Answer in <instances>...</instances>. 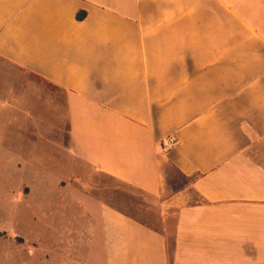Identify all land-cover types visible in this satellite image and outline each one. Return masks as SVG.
I'll return each mask as SVG.
<instances>
[{
  "label": "crops",
  "instance_id": "crops-1",
  "mask_svg": "<svg viewBox=\"0 0 264 264\" xmlns=\"http://www.w3.org/2000/svg\"><path fill=\"white\" fill-rule=\"evenodd\" d=\"M0 59L62 93L66 120L22 134L25 167L57 172L23 235L1 234L0 264H264V0H0ZM80 165L137 191L156 225Z\"/></svg>",
  "mask_w": 264,
  "mask_h": 264
},
{
  "label": "rangeland",
  "instance_id": "rangeland-1",
  "mask_svg": "<svg viewBox=\"0 0 264 264\" xmlns=\"http://www.w3.org/2000/svg\"><path fill=\"white\" fill-rule=\"evenodd\" d=\"M44 83L39 77L13 69L0 59V100L4 102L0 104V241H4L7 247L15 241L4 240L1 234L16 232L18 235H13L14 237L23 235L31 206L39 200L40 192L46 186L41 183L43 175L52 174L54 176L57 172L54 170L52 173L51 170L40 169V164L36 167L34 165L25 167L29 156L24 155L26 152L21 148L24 143L22 134H26L33 126L37 128L40 125L59 128L65 126L63 94L56 92L53 88L51 90L45 87ZM42 90L44 94L41 93ZM47 91L51 92L46 93ZM48 94L53 98L51 111L41 108L43 107L41 97L42 100H46ZM42 113H47L49 120L40 121ZM31 140L33 141H26L25 146L32 145L35 149V145L40 142L37 137ZM18 147L21 148L19 152ZM53 151V149L49 150L54 154ZM47 165L49 163L44 161L43 166ZM77 169L85 180H89V184L84 185L87 189L90 187L89 191L100 192L102 195L107 194L108 200L113 204L125 206L127 212L132 213L137 219L156 225V216L152 210L147 209L146 204L140 210L138 203L141 196L137 191L115 181L103 179L86 166L80 165ZM163 173L170 188L184 185L183 178L171 165H165ZM47 186L52 187V191H56L55 184L51 183ZM25 187L34 189L37 197L36 194L25 195L24 197L28 199H24L20 193L25 192ZM18 259L19 257L16 258L17 261Z\"/></svg>",
  "mask_w": 264,
  "mask_h": 264
},
{
  "label": "built area",
  "instance_id": "built-area-1",
  "mask_svg": "<svg viewBox=\"0 0 264 264\" xmlns=\"http://www.w3.org/2000/svg\"><path fill=\"white\" fill-rule=\"evenodd\" d=\"M177 144V140L174 137H167L164 141L161 142V146L164 149H171L175 147Z\"/></svg>",
  "mask_w": 264,
  "mask_h": 264
},
{
  "label": "trees",
  "instance_id": "trees-1",
  "mask_svg": "<svg viewBox=\"0 0 264 264\" xmlns=\"http://www.w3.org/2000/svg\"><path fill=\"white\" fill-rule=\"evenodd\" d=\"M86 18V12L85 11H78L76 13V19L78 21H83Z\"/></svg>",
  "mask_w": 264,
  "mask_h": 264
}]
</instances>
